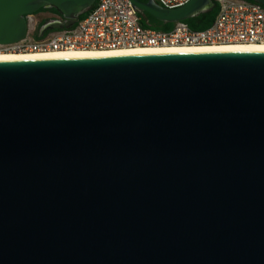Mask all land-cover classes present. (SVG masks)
I'll use <instances>...</instances> for the list:
<instances>
[{"label":"water","instance_id":"obj_1","mask_svg":"<svg viewBox=\"0 0 264 264\" xmlns=\"http://www.w3.org/2000/svg\"><path fill=\"white\" fill-rule=\"evenodd\" d=\"M96 2L0 0V44ZM0 264H264V52L0 61Z\"/></svg>","mask_w":264,"mask_h":264},{"label":"built area","instance_id":"obj_2","mask_svg":"<svg viewBox=\"0 0 264 264\" xmlns=\"http://www.w3.org/2000/svg\"><path fill=\"white\" fill-rule=\"evenodd\" d=\"M174 10L191 0H155ZM218 13L205 30H192L178 22L171 31L142 25V16L131 0H97L82 20L70 28L36 33L41 25L28 15L26 36L0 44V53H50L67 51H124L137 48L211 47L220 45H264V6L248 0H212Z\"/></svg>","mask_w":264,"mask_h":264},{"label":"bare ground","instance_id":"obj_3","mask_svg":"<svg viewBox=\"0 0 264 264\" xmlns=\"http://www.w3.org/2000/svg\"><path fill=\"white\" fill-rule=\"evenodd\" d=\"M211 53V52H264V45H220L211 47H164L158 49L137 48L124 51H67L50 53H0V61H26L44 59H82L147 54H179V53Z\"/></svg>","mask_w":264,"mask_h":264},{"label":"trees","instance_id":"obj_4","mask_svg":"<svg viewBox=\"0 0 264 264\" xmlns=\"http://www.w3.org/2000/svg\"><path fill=\"white\" fill-rule=\"evenodd\" d=\"M139 1L143 2V3L148 2V0H139ZM248 1L256 2L254 0H248ZM44 10L45 9H41L40 11H44ZM51 11L56 13V14L62 15V13L58 9L52 8ZM88 13H89V11L87 13L82 14L80 16L79 20H82L83 18H85V16ZM217 13H218V6L214 5V8L212 10L205 12V13H201L198 16L193 17L191 19H188L184 22H186L192 30H197V31L205 30L212 25V23L215 20ZM43 24H44V22L41 23V25H43ZM142 25L144 27H152V28L155 27L154 29L162 30V31H171L175 26V24H173V23L161 22V21L153 18L149 14H147V17H142ZM152 25H154V27Z\"/></svg>","mask_w":264,"mask_h":264},{"label":"flooded vegetation","instance_id":"obj_5","mask_svg":"<svg viewBox=\"0 0 264 264\" xmlns=\"http://www.w3.org/2000/svg\"><path fill=\"white\" fill-rule=\"evenodd\" d=\"M34 15L38 17L41 23L44 22L43 25H40L36 33L37 36L50 31V30H46L49 25L65 22L63 15L56 14L52 12L51 9H45L44 11H38L37 13H34ZM144 17H147V14H145Z\"/></svg>","mask_w":264,"mask_h":264},{"label":"rangeland","instance_id":"obj_6","mask_svg":"<svg viewBox=\"0 0 264 264\" xmlns=\"http://www.w3.org/2000/svg\"><path fill=\"white\" fill-rule=\"evenodd\" d=\"M154 27V25H152ZM155 28V27H154Z\"/></svg>","mask_w":264,"mask_h":264}]
</instances>
